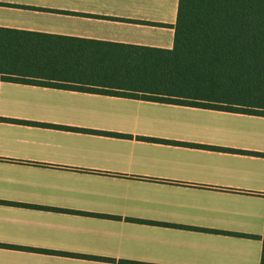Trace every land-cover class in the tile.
<instances>
[{
	"label": "crops",
	"instance_id": "1",
	"mask_svg": "<svg viewBox=\"0 0 264 264\" xmlns=\"http://www.w3.org/2000/svg\"><path fill=\"white\" fill-rule=\"evenodd\" d=\"M180 0H0L30 39L173 50ZM264 116L0 80V264H262Z\"/></svg>",
	"mask_w": 264,
	"mask_h": 264
},
{
	"label": "trees",
	"instance_id": "2",
	"mask_svg": "<svg viewBox=\"0 0 264 264\" xmlns=\"http://www.w3.org/2000/svg\"><path fill=\"white\" fill-rule=\"evenodd\" d=\"M175 28L173 50L0 29V80L264 116V0H180Z\"/></svg>",
	"mask_w": 264,
	"mask_h": 264
},
{
	"label": "rangeland",
	"instance_id": "3",
	"mask_svg": "<svg viewBox=\"0 0 264 264\" xmlns=\"http://www.w3.org/2000/svg\"><path fill=\"white\" fill-rule=\"evenodd\" d=\"M67 86H69V85H67ZM94 89H96V88H94ZM97 90H104V91H108V92H110L109 90H107L106 88H98ZM185 99H182V101H184ZM187 102H197V101H194V100H189V99H187L186 100Z\"/></svg>",
	"mask_w": 264,
	"mask_h": 264
}]
</instances>
